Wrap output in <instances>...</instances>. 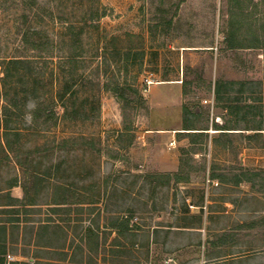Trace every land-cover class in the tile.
I'll use <instances>...</instances> for the list:
<instances>
[{
    "label": "rangeland",
    "instance_id": "obj_1",
    "mask_svg": "<svg viewBox=\"0 0 264 264\" xmlns=\"http://www.w3.org/2000/svg\"><path fill=\"white\" fill-rule=\"evenodd\" d=\"M240 1L253 26L238 16L239 41L245 46L250 42L244 39L263 41L264 0ZM36 3L0 0V65L34 61L40 76L33 74L30 99L53 119L32 125L34 104L24 101L19 76L11 84L15 90L2 88L0 68V111L20 93L22 113L12 117L13 129L22 135L12 140L17 154L0 148V191L17 183L26 199L44 203L66 191L75 202L89 203L81 223L65 225L68 232L92 227L103 233L101 243L106 241L90 251L72 228L65 246L69 252L56 255L65 261L69 255L67 264H165L170 250L183 247L171 254L187 264L200 256V236L169 229L202 227L206 213L231 210L228 201L233 211L245 200L250 209L264 211V51L231 50L224 43L232 0ZM175 5L178 18L168 29L160 20L161 9ZM28 29L46 33L47 50L39 54L22 46L21 35ZM182 82L191 84L188 97ZM218 84L221 101L215 95ZM116 85L131 89L132 99L136 91L146 101L128 124L111 91ZM185 123L198 134L195 144L183 130ZM3 133L2 125L0 147ZM177 173L189 181L176 183ZM128 217L131 232L112 248L117 233L105 229ZM60 235L55 243L64 247ZM18 249L33 252L28 242Z\"/></svg>",
    "mask_w": 264,
    "mask_h": 264
},
{
    "label": "crops",
    "instance_id": "obj_2",
    "mask_svg": "<svg viewBox=\"0 0 264 264\" xmlns=\"http://www.w3.org/2000/svg\"><path fill=\"white\" fill-rule=\"evenodd\" d=\"M171 143L173 146L170 148L176 146L175 141ZM61 191L64 190L61 189ZM24 194L18 184L0 191V259L2 260L0 264H30L26 262L28 259L33 264H67L70 256L66 255L68 259L65 261L56 253L69 252L68 247L65 246L71 243L72 228L75 229L81 244L86 246L87 243L82 240V237L88 227L84 229L83 227H70L71 230L68 232L65 225L77 224L78 221L81 223L82 212L86 210L84 208L89 206V203L75 202V199L68 196L66 191L64 195H59L52 202L46 203L40 202L39 199H26ZM247 205L245 200L244 206L239 211H233L232 203L228 201L226 207H231V210L228 209L224 213H206L200 219L203 223L202 227L169 229L168 231L171 232H186L185 235L188 236H193V234L200 236L199 242L202 245L197 244L200 256L197 260L187 264H264V211L250 209ZM194 207L190 206L191 209ZM42 208H48L49 211H42ZM191 213L192 216H197V213L193 211ZM76 220L78 221L75 222ZM222 224L225 226L220 227ZM105 230L115 232L109 228ZM57 235L65 239L64 247H57L55 243ZM98 235L97 250L100 246L103 248L106 245L105 242L101 243L103 233L98 232ZM175 235L180 234L175 233ZM23 242L31 244L36 254L21 253L18 248ZM82 245L80 247H83ZM15 247L17 249H14ZM112 248H119V244L113 245ZM182 248H177L175 251L170 250L165 264H182L179 258L171 254L179 252ZM9 257H12V260H9Z\"/></svg>",
    "mask_w": 264,
    "mask_h": 264
},
{
    "label": "trees",
    "instance_id": "obj_3",
    "mask_svg": "<svg viewBox=\"0 0 264 264\" xmlns=\"http://www.w3.org/2000/svg\"><path fill=\"white\" fill-rule=\"evenodd\" d=\"M232 1L234 3V9L232 8L231 10L232 11L231 12V20H232L231 23L232 24L230 28V35L228 37V41L224 40V43L227 44L228 49H231V50L233 49L237 50L241 48H249V49L260 48V49H263L264 51V40L259 41L255 37L250 41L248 39H244L245 40L244 42H247V43L250 42V44L246 46L241 43L242 41H239L238 29L236 28L237 27L236 19L238 18V16L244 17L245 19H247L248 15H244L245 13L243 10L244 4L240 0H232ZM31 2L33 4H37L36 0H31ZM161 11H162V16L160 20L162 21V24H165V26L168 29H171L172 26H174V22L176 18H178L179 6L175 5L174 7H171L168 9H165L164 7L161 9ZM250 18L251 16L248 18V21ZM249 26L250 28L253 26L251 21H249ZM251 29H248L249 30L248 32H251ZM21 44L24 48L38 52L40 54V52H44L45 50L48 49V47L50 46V40L44 31L39 30V29H32V30L28 29L24 31L23 34L21 35ZM38 57L42 58V55L40 56L38 55ZM263 57H264V53H263ZM127 60H129V58H127ZM33 62L29 59L27 60L12 59L11 61H9L7 66L5 64H1L0 68H1L2 75H3L2 88L4 87L5 89H7L10 86L8 90H15L16 86L12 88L11 84H13L14 78L16 77V74H17L19 76L18 84L21 85L22 93L24 94V101L26 103L33 102L34 104V109L30 112V115H29L31 124L35 126L36 124H39V122H41L44 125H47L53 119L52 113L44 109L41 105H39L34 98H33L34 100L30 99V92H32L30 89V86H31V80H32L33 74L36 73L37 77L40 76V73L37 71V68L34 66ZM69 66L70 68H72V69H69V73L72 77H74L73 75L76 74L74 70V66L70 62L69 64L66 65V67H69ZM182 84H183V92H182L183 96L188 97L190 95V91L188 87H190L191 84L185 83V82H183ZM220 88H221L220 84L216 85L215 95H216L217 101H221V97H220L221 89ZM0 90H1V86H0ZM130 90L131 89H128L120 85H116V87H114L111 90L113 95L117 97L119 103L121 104V113L124 119V124H128V122L131 120V117L133 118V116L136 115L138 106L139 107L143 106L146 103L144 98L140 94H138L136 91H135V98L132 99L131 97H129L128 92ZM69 91H70V87L69 89H67V92ZM19 95L20 93H17L15 95L16 101L14 98L11 105H5L2 108V111H0V126L3 125V128H4L3 140H2L3 143L1 144L0 148L3 149L4 152L14 153V155L17 154V150L19 149H17L18 147H16L14 144L16 141H14V143L12 142L13 137H17V140L19 141L22 137L21 132L13 129L14 122L12 120V117L14 116L18 117V115L20 117L22 115V113H20L21 110H20L19 103L17 101L19 99ZM9 96H10V92L5 91L4 97L6 100H9ZM183 130L189 132L188 134L190 135V143L195 144L197 141L196 138L198 137L197 133H192L193 131H195V129H192L190 124L185 123ZM217 130L226 131V129H217ZM229 130L230 129H228V131ZM257 131H261V129H258ZM173 177L176 183H187L189 181L188 176H184L181 173H177ZM14 185L11 184L10 187ZM130 224H131V219L128 217L125 219L123 218V219L116 220L112 223L110 227H108L110 230H114L117 233L118 237L114 239L115 246L118 245V242L119 240H121V238L127 237L128 234L131 232ZM82 240L86 241L87 246L89 247L90 251H92L91 247L96 248L99 243L98 231L92 227H88L87 231L83 234ZM198 245L201 246L202 243L199 242ZM0 262L2 263L1 259H0Z\"/></svg>",
    "mask_w": 264,
    "mask_h": 264
},
{
    "label": "built area",
    "instance_id": "obj_4",
    "mask_svg": "<svg viewBox=\"0 0 264 264\" xmlns=\"http://www.w3.org/2000/svg\"><path fill=\"white\" fill-rule=\"evenodd\" d=\"M170 146H173V143H171Z\"/></svg>",
    "mask_w": 264,
    "mask_h": 264
}]
</instances>
